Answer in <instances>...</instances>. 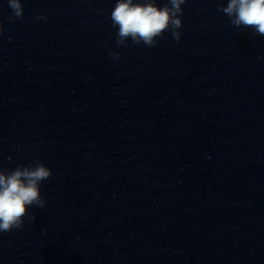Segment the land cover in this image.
<instances>
[{
	"label": "water",
	"instance_id": "95a60500",
	"mask_svg": "<svg viewBox=\"0 0 264 264\" xmlns=\"http://www.w3.org/2000/svg\"><path fill=\"white\" fill-rule=\"evenodd\" d=\"M115 2L0 0V168L52 171L0 264H264V36L186 0L117 47Z\"/></svg>",
	"mask_w": 264,
	"mask_h": 264
},
{
	"label": "clouds",
	"instance_id": "9594fccd",
	"mask_svg": "<svg viewBox=\"0 0 264 264\" xmlns=\"http://www.w3.org/2000/svg\"><path fill=\"white\" fill-rule=\"evenodd\" d=\"M185 2L166 0L163 6L158 7L156 0H116L111 21L114 27L118 26L117 47H127L129 39L135 45L143 43L154 47L165 32H170L179 43L181 6ZM7 4L12 10L9 19L23 18L21 0H7ZM218 11L225 14L236 28H251L253 36H264V0H226V6L222 3ZM36 19L44 20L46 16L39 13ZM109 55L115 60L121 59L119 52H110ZM51 175V169L40 160L34 164H19L11 171L0 168V233L21 229L25 217L29 222H34L35 216L28 209L46 206L40 186Z\"/></svg>",
	"mask_w": 264,
	"mask_h": 264
}]
</instances>
